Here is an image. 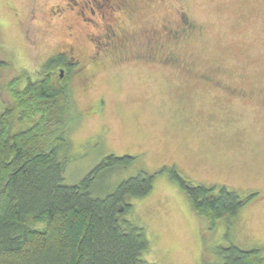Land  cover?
<instances>
[{"label": "rangeland", "instance_id": "1", "mask_svg": "<svg viewBox=\"0 0 264 264\" xmlns=\"http://www.w3.org/2000/svg\"><path fill=\"white\" fill-rule=\"evenodd\" d=\"M83 1L0 0L8 66L0 113L10 80L37 81L47 61L73 47L83 72L67 86L64 183H79L108 156L136 160L100 178L98 192L140 167L153 174L152 191L131 200L127 217L145 232L150 264H218L229 245L264 252V0H88V10ZM107 24L116 32L110 44ZM172 168L191 185L226 187L247 201L208 229Z\"/></svg>", "mask_w": 264, "mask_h": 264}, {"label": "trees", "instance_id": "2", "mask_svg": "<svg viewBox=\"0 0 264 264\" xmlns=\"http://www.w3.org/2000/svg\"><path fill=\"white\" fill-rule=\"evenodd\" d=\"M63 64L61 57H52L37 81L22 87L15 77L5 85L10 101L0 113V264H150L144 258L145 232L127 217L131 200L152 191L153 174L140 167L98 192L100 178L125 174L136 160L108 156L79 183H64L58 154L68 147L73 117L69 77L56 75ZM6 68L0 60V70ZM170 178L211 230L235 218L247 201L226 187L191 185L175 168ZM218 254V264H264L261 249L229 245Z\"/></svg>", "mask_w": 264, "mask_h": 264}, {"label": "flooded vegetation", "instance_id": "3", "mask_svg": "<svg viewBox=\"0 0 264 264\" xmlns=\"http://www.w3.org/2000/svg\"><path fill=\"white\" fill-rule=\"evenodd\" d=\"M88 0H84L82 3L85 6H82V8L88 10ZM75 5H77L76 3H74ZM118 9V8H117ZM78 10L76 11L77 14ZM81 12L83 13L84 11L81 10ZM91 14H93V11H91ZM103 17V16H101ZM184 18V15H183ZM82 22H86L88 23V17H83ZM108 28H107V37H104V42L107 41V44H110V42H113L114 39L116 38V32L114 31V29L112 28L111 25L107 24ZM188 27V25H187ZM71 36V35H70ZM100 46V45H99ZM98 46V47H99ZM98 47H96L98 49ZM95 48V52L97 51V49ZM75 49L73 47H68L67 49L63 50L62 52L57 53L54 57H61L62 61L64 62L62 67L57 68V72L59 73V78L60 79H64L67 76L69 77V80L74 76V74H77L78 72H83V69H78V71H76V68L78 67V65L80 64L79 58L77 56L74 55ZM210 80V79H209ZM206 81H208V79H206ZM229 91H231L232 89H228ZM242 95V94H240ZM105 134V133H103ZM102 140H104L105 142V136H102Z\"/></svg>", "mask_w": 264, "mask_h": 264}]
</instances>
